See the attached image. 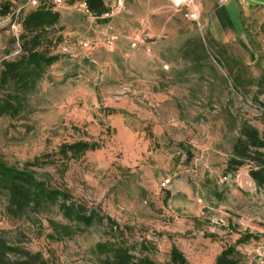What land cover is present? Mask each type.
Masks as SVG:
<instances>
[{"label":"rangeland","instance_id":"1","mask_svg":"<svg viewBox=\"0 0 264 264\" xmlns=\"http://www.w3.org/2000/svg\"><path fill=\"white\" fill-rule=\"evenodd\" d=\"M115 1L105 0L111 11L103 21L80 0H47L61 13L48 30L47 51L58 58L25 93L23 111L0 117V159L21 168L55 160L29 167L118 221L130 242L155 243L158 260L176 244L190 264H214L245 233L253 238L237 249L252 260L264 238V187L252 179L251 163L234 174L226 166L244 121L264 136V94L256 99L249 84L261 73L256 60L264 62V3L229 37L216 19L221 0H198L200 25L170 0H125L121 10ZM2 3L11 12L0 14V73L4 59L18 57L21 20L36 7L32 0ZM77 140L103 147L64 159L61 145ZM5 206L1 195L0 230L51 264H96L92 249L110 236L104 221L53 240L48 219L67 222L57 206L33 220L10 218Z\"/></svg>","mask_w":264,"mask_h":264},{"label":"trees","instance_id":"2","mask_svg":"<svg viewBox=\"0 0 264 264\" xmlns=\"http://www.w3.org/2000/svg\"><path fill=\"white\" fill-rule=\"evenodd\" d=\"M37 1L38 5L21 20L23 31L19 36L21 43L18 57L2 61L0 89L5 93L0 96V117L4 115L15 117L23 111L25 93L35 87L47 67L58 58L47 51V47L53 42L48 30L60 24L61 13L48 4L47 0ZM80 1L86 5L90 15L103 21L108 20L104 15L111 9L105 0ZM10 8V3H2L0 14H9ZM241 16L243 25L246 27V16L243 11ZM197 42L206 55L207 46L203 39L199 38ZM213 42L218 44L211 38L207 43L211 45ZM243 44L248 47L245 43ZM251 55L252 60H255L254 52ZM256 64L261 66V73L258 77L251 78L249 84L257 87L256 99L259 100V95L264 94V62H260L258 58ZM230 73L233 76L234 85L239 88V75H235L233 70H230ZM102 147L103 144L99 141L77 140L62 144L59 153L64 159L71 160ZM246 162L252 164L250 175L257 186L264 187V136L249 121H244L239 128V136L233 145L226 172L234 174ZM55 163L53 159L40 162L38 158L29 164L41 167ZM29 164L21 168L0 159V196L6 197L5 211L10 218L33 220L37 215L51 213L52 208L57 206L67 222L48 219L53 230L48 237L53 240L71 238L83 228L106 221L110 236L104 241H98L93 247V260L96 264H190L186 254L176 244L171 246L166 260L152 257L151 254L158 251L155 243L145 240L140 243L130 242L125 237V229L118 221L96 208L76 201L68 191L53 187L46 180L41 179L37 171L30 168ZM65 168L67 163H64ZM252 238L253 235L250 233L241 234L235 244L223 248L216 256L214 264H251L241 255L237 246L248 243ZM0 264L51 263L41 251H32L10 241L5 232L0 230Z\"/></svg>","mask_w":264,"mask_h":264},{"label":"crops","instance_id":"3","mask_svg":"<svg viewBox=\"0 0 264 264\" xmlns=\"http://www.w3.org/2000/svg\"><path fill=\"white\" fill-rule=\"evenodd\" d=\"M239 2L243 7L239 6ZM239 2L238 0H228L223 2L216 10V19L221 25L222 22H224L227 25V28H230L226 32L229 34V37L239 34L242 28H244L241 19L242 11L244 12V15L248 17L254 11L256 5L264 3V0H239Z\"/></svg>","mask_w":264,"mask_h":264},{"label":"built area","instance_id":"4","mask_svg":"<svg viewBox=\"0 0 264 264\" xmlns=\"http://www.w3.org/2000/svg\"><path fill=\"white\" fill-rule=\"evenodd\" d=\"M61 1V0H57ZM222 2H226L228 0H221ZM172 5L176 8L178 11H186V16L193 21L194 23H197L200 25L201 20V8L198 3V0H170ZM32 3L34 6L38 5L37 0H32ZM125 5V0H116L115 1V7L117 9L121 10ZM87 8V7H86ZM88 11V9H87ZM111 11V10H110ZM89 12V11H88ZM109 13H107L108 15ZM84 45L88 47V43L85 42ZM20 50H17L16 54H19ZM252 254V260H248L251 264H264V238L258 242H256L253 245V248L251 250Z\"/></svg>","mask_w":264,"mask_h":264}]
</instances>
